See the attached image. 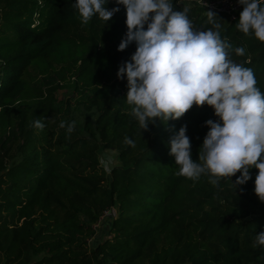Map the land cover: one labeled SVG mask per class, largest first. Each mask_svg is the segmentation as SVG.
I'll return each instance as SVG.
<instances>
[{
  "label": "trees",
  "instance_id": "1",
  "mask_svg": "<svg viewBox=\"0 0 264 264\" xmlns=\"http://www.w3.org/2000/svg\"><path fill=\"white\" fill-rule=\"evenodd\" d=\"M169 2L188 9L194 30H216L201 8ZM75 3L0 0V264H264V247L254 246L264 231L257 170L244 185H232L238 172L213 186L207 175H177L169 155L171 138L186 126L198 162L205 123L218 121L213 109L193 105L143 131L126 103L127 80L117 78L136 50L135 42L117 50L127 32L124 6L106 0L108 10L119 8L111 20L94 15L83 25ZM215 15L230 58L253 71L264 93V42L240 32L239 19ZM32 66L47 75L40 86L24 79ZM61 89L70 94L57 101ZM37 119L43 130L33 126ZM106 150L118 161L109 173L99 162ZM111 208V238L89 246Z\"/></svg>",
  "mask_w": 264,
  "mask_h": 264
},
{
  "label": "clouds",
  "instance_id": "2",
  "mask_svg": "<svg viewBox=\"0 0 264 264\" xmlns=\"http://www.w3.org/2000/svg\"><path fill=\"white\" fill-rule=\"evenodd\" d=\"M115 2L126 10L127 27L117 50L136 44L130 62L119 67L117 78L127 80L126 103L133 106L132 115L140 127L147 130L156 119L178 120L193 105L212 108L218 121L205 123L209 131L198 151V162L191 158L186 126L171 138L169 155L179 166L176 174L193 181L207 175L213 186H219L222 178L230 181L239 172L232 184L235 188L246 184L250 169L255 168L254 194L264 203V93L256 87L253 71L230 58L231 45L221 39L215 13L206 12L216 30L197 31L186 14L188 9L174 11L169 0ZM238 3L243 10L237 29L264 42L260 0ZM105 5L106 0H76L74 7L81 23L87 25L94 15L108 22L119 11ZM235 53L244 55L245 49L238 47ZM75 125V121L68 124L69 134ZM33 126L43 130L45 125L37 119ZM125 143L135 146L127 137ZM254 246L264 247V231L256 235Z\"/></svg>",
  "mask_w": 264,
  "mask_h": 264
},
{
  "label": "rangeland",
  "instance_id": "3",
  "mask_svg": "<svg viewBox=\"0 0 264 264\" xmlns=\"http://www.w3.org/2000/svg\"><path fill=\"white\" fill-rule=\"evenodd\" d=\"M179 3L184 7H192L196 3V0H180ZM50 63L52 64L53 70H58V68L60 67V64L56 63L53 60ZM49 70L52 72L51 68ZM49 70H48V73H51ZM46 76H47L46 73L42 74V71L40 68H38L37 66H32L28 69V71L24 75V79L30 87H36L44 83L42 80ZM42 91H44V88ZM69 94L70 92H67L65 89H61L55 92L54 96L57 99V101H61L63 100V98H68ZM61 117H63L62 112H61ZM76 117H79V116H76ZM99 162L101 166L104 168V170L107 173H109L110 170L115 165L118 164V161L116 160V153L111 150L104 151L99 157ZM94 229H95L94 236L91 239L90 238L88 239L89 246H92L96 244L97 242L102 241L104 239L111 238V236L108 235L107 221L101 220L99 223L94 225Z\"/></svg>",
  "mask_w": 264,
  "mask_h": 264
},
{
  "label": "built area",
  "instance_id": "4",
  "mask_svg": "<svg viewBox=\"0 0 264 264\" xmlns=\"http://www.w3.org/2000/svg\"><path fill=\"white\" fill-rule=\"evenodd\" d=\"M260 4H264V0H260ZM194 5L201 8L205 13L207 11H212L214 13L225 14L230 21L239 19L240 13L243 10V6L238 3V0H196ZM116 215L117 211L115 208L106 210L98 223L101 220L110 221V219L115 218Z\"/></svg>",
  "mask_w": 264,
  "mask_h": 264
}]
</instances>
